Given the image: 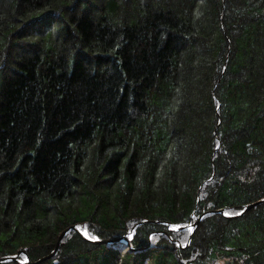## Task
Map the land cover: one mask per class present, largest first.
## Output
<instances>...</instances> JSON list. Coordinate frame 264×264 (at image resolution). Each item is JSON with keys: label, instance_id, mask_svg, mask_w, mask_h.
Segmentation results:
<instances>
[{"label": "trees", "instance_id": "1", "mask_svg": "<svg viewBox=\"0 0 264 264\" xmlns=\"http://www.w3.org/2000/svg\"><path fill=\"white\" fill-rule=\"evenodd\" d=\"M36 261L264 264V0H0V264Z\"/></svg>", "mask_w": 264, "mask_h": 264}, {"label": "water", "instance_id": "2", "mask_svg": "<svg viewBox=\"0 0 264 264\" xmlns=\"http://www.w3.org/2000/svg\"><path fill=\"white\" fill-rule=\"evenodd\" d=\"M258 202H261V201H258ZM258 202L251 203V204L247 205V206L243 209V211H242L241 213H243L244 211H246V210H248L249 208L253 207V206H254L256 203H258ZM195 224H196V223H195ZM195 224H193V225H195ZM72 227H73V226H72ZM64 233H65V231H63V232L59 235V237H58V241H57V243H56L55 250H56V248H57V246H58L59 239L63 236ZM55 250H54V251H55ZM54 251H53L52 253H50L49 255L43 257V259H46V258L51 257V256L53 255ZM7 258H8V259H11V258H14V257H7ZM40 260H41V259H40ZM40 260H39V261H40ZM37 262H38V261H36V262H34V263L36 264ZM28 263H29V262H28Z\"/></svg>", "mask_w": 264, "mask_h": 264}, {"label": "snow or ice", "instance_id": "3", "mask_svg": "<svg viewBox=\"0 0 264 264\" xmlns=\"http://www.w3.org/2000/svg\"><path fill=\"white\" fill-rule=\"evenodd\" d=\"M130 238H131V237H130ZM90 239H92V240H97L98 237H96V236H90Z\"/></svg>", "mask_w": 264, "mask_h": 264}, {"label": "rangeland", "instance_id": "4", "mask_svg": "<svg viewBox=\"0 0 264 264\" xmlns=\"http://www.w3.org/2000/svg\"><path fill=\"white\" fill-rule=\"evenodd\" d=\"M15 258V257H14Z\"/></svg>", "mask_w": 264, "mask_h": 264}]
</instances>
